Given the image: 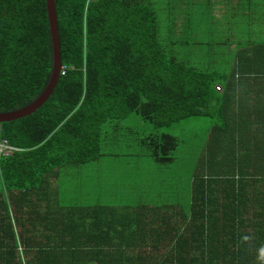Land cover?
<instances>
[{"label":"trees","instance_id":"1","mask_svg":"<svg viewBox=\"0 0 264 264\" xmlns=\"http://www.w3.org/2000/svg\"><path fill=\"white\" fill-rule=\"evenodd\" d=\"M158 1L55 0L67 73L42 108L0 124V143L17 149L0 154V264H264V40L254 37L264 28H249L243 45L219 51L226 69L206 71L190 54L201 42L188 36L201 0H165L168 8ZM208 7L211 16L223 11ZM166 9L165 37L158 11ZM211 50H204L209 62ZM52 68L46 0H0V113L33 103ZM209 120L198 158H180L181 141L169 129ZM107 144L141 155L142 186L156 187L160 169L191 182L189 209L138 206L143 244L127 246L132 257L102 245L130 204L59 201L64 187L78 190L83 168ZM76 214L82 232L66 223Z\"/></svg>","mask_w":264,"mask_h":264},{"label":"crops","instance_id":"2","mask_svg":"<svg viewBox=\"0 0 264 264\" xmlns=\"http://www.w3.org/2000/svg\"><path fill=\"white\" fill-rule=\"evenodd\" d=\"M232 1L234 3V6H236V16H240L239 10L241 9V7L239 5V2H237L238 0ZM245 6L247 8L245 7V9L243 10L244 13L242 14L244 18L246 17L245 24L246 21H249L248 23L252 25V20L250 17L256 12V8L253 9L252 6H249V2L248 5ZM257 22L259 24L262 23L259 25L258 30H260V26L264 28V20H257ZM240 23L241 22L238 21V24ZM233 35L235 36V33H233ZM238 43L239 41L237 42V44ZM232 47L233 49H235L237 46L233 43ZM129 133L130 132H127L126 134ZM136 145L138 144H136L135 142L127 147L131 149ZM140 156L141 155L129 153L128 151L121 152V149L119 150V147L117 149V145L107 144V149L105 150L104 155L101 157V159L86 167L87 180H85V178L83 177L82 180H85V182H80V184L86 183L87 191L82 192L80 189L74 190L70 187L67 188L66 186L65 194L59 197L61 205L72 208L77 205L89 208L99 207L100 204L106 206H110L112 204L114 206H117V200L121 201L122 203L130 204V206L132 207L129 209H119L116 217L119 218L118 215L122 213L124 215V220L123 222L118 221V223L114 225L113 229L116 230L114 236L106 237V239L102 243L104 247H115V251L117 248L118 250L123 249L130 257H132L134 254L132 249H129L127 246L131 245V247H135L137 249L138 247H142L143 244V223H138L139 216L137 212L145 211L140 210L138 206L147 204L150 206L163 207V211L159 212H171L174 209H189L191 202V199L189 198L188 204L184 205L179 200H175V198L171 200L168 199L167 192L170 191L172 194H177V188H179L182 180L179 175H172V179L169 180L165 169H160L159 171L155 172L154 178L160 183L159 186H142L140 184V181H138V171H136L138 170L139 166L136 161L140 158ZM107 162L112 165L110 167V170H113L111 171V173H109L106 168ZM119 170H121V173L119 172ZM123 171H125V180L122 182L119 176ZM80 172V170L76 171L73 176H76V178H78L79 175H81ZM190 184L191 182H189V185ZM88 213H98L97 217H102L103 219L100 220L107 223L112 218V215L107 214L106 212ZM100 213H102L103 216H99ZM79 216L81 215L76 214V217H74L73 219L66 220V223L71 225L68 226L70 227L69 229H75V232H82L81 230L85 229L83 228L82 223H80L81 219H79ZM91 220L92 219L88 221ZM63 227L65 226L63 225ZM103 233L107 235V231ZM109 234L113 235L112 232H110ZM91 244H89V246ZM117 256L121 257L120 255ZM95 259L97 260V257H95Z\"/></svg>","mask_w":264,"mask_h":264},{"label":"rangeland","instance_id":"3","mask_svg":"<svg viewBox=\"0 0 264 264\" xmlns=\"http://www.w3.org/2000/svg\"><path fill=\"white\" fill-rule=\"evenodd\" d=\"M257 5L252 6V8H256V12L251 15L252 25L249 24V21H246L245 24V18L243 17L245 4L242 0H240V7L239 10L240 16H236V6H234V3L232 0H201L199 3L200 6V17L196 18V20L193 21V29L194 33L188 36H196L197 40L200 41V45L197 46V48H191L190 54L192 55V59H198L200 63L202 64V69H206V71H219L227 68L226 59H223L219 55V51L225 49V50H233L231 47V44H236L238 41L242 42V45L244 44V39L242 38V35L246 34L247 30L249 28L257 29V27L262 24L258 23L256 19L263 18L264 14V0H255ZM185 4H191L194 2V0H184ZM182 4V3H181ZM260 4V5H259ZM166 6L168 8V4L165 3V0H159L157 3H155V7H162ZM215 7L218 9L219 7L223 8V11L221 14H218V11L215 12V15L211 16L210 14V8L208 7ZM168 12V9L163 11H158V15L160 18V21H166L165 23H161V28H165V31L162 32L164 36L166 37L168 30H166V27L170 25V21L166 17V13ZM246 13V12H245ZM225 17H224V15ZM223 15V16H222ZM232 16V17H231ZM235 16V17H234ZM215 18V21L213 23V18ZM238 20L241 22L238 24ZM232 22V24H231ZM264 25V24H263ZM263 29L262 26H260V30ZM182 36H186V33L181 32ZM235 33V36L233 35ZM263 33V34H262ZM259 36L260 39L264 40V32L261 31L260 33H255L254 37ZM260 41V40H257ZM208 43H212V45L208 46ZM220 44H224L220 46ZM216 52V56L214 59L209 62L206 56L204 55V50H210ZM189 54L187 55V57ZM208 120V119H206ZM210 120L208 121V125L205 123H196L193 122L189 124V122H183L180 125H177L176 127L173 126L169 129V132L177 135L179 137V140L181 141V148H180V158H189L191 160H196L201 153V149L203 147V142L205 140V136L207 135V130L209 128ZM150 128L152 126L148 124ZM167 128H163L160 130V133L162 131L164 133L168 132ZM123 146L122 144H118ZM107 149H104V151ZM120 150V149H119ZM178 156V154L176 153ZM93 166V165H91ZM112 165L107 162L106 168L109 173H111L110 167ZM192 168V167H191ZM121 170H119L120 172ZM187 172V171H186ZM83 175L84 178H86L87 172L86 167L83 168ZM154 177V176H153ZM155 179V178H154ZM86 180V179H85ZM85 180H78V190L80 189L82 192L87 191L86 183L80 184V182H85ZM87 182V181H86ZM156 186H159L160 183L155 179L154 183ZM66 189V187H64ZM192 192L191 184L189 185V180L186 177H183L181 184L179 188H177V194H172L170 191L167 192L168 199L171 200L175 198V200H179L182 204L187 205L189 202V196ZM88 196V194H87Z\"/></svg>","mask_w":264,"mask_h":264},{"label":"water","instance_id":"4","mask_svg":"<svg viewBox=\"0 0 264 264\" xmlns=\"http://www.w3.org/2000/svg\"><path fill=\"white\" fill-rule=\"evenodd\" d=\"M48 19L53 46V68L50 82L44 92L27 107L9 113H0V124L17 121L28 117L42 108L50 99L60 79V70L62 66L61 43L58 27V16L56 11L55 0H46Z\"/></svg>","mask_w":264,"mask_h":264},{"label":"built area","instance_id":"5","mask_svg":"<svg viewBox=\"0 0 264 264\" xmlns=\"http://www.w3.org/2000/svg\"><path fill=\"white\" fill-rule=\"evenodd\" d=\"M66 73H67V66L62 65V67H61V76L66 75ZM16 150L17 149L14 148V147H11L9 145L8 141H6V140H3L0 143V154H3L5 156H9V155H11Z\"/></svg>","mask_w":264,"mask_h":264},{"label":"clouds","instance_id":"6","mask_svg":"<svg viewBox=\"0 0 264 264\" xmlns=\"http://www.w3.org/2000/svg\"><path fill=\"white\" fill-rule=\"evenodd\" d=\"M62 65H63V63H62ZM62 67V66H61ZM60 76H61V70H60Z\"/></svg>","mask_w":264,"mask_h":264}]
</instances>
